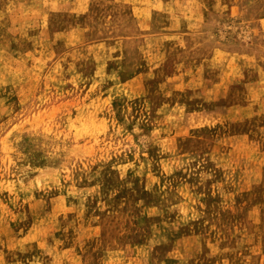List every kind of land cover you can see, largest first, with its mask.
<instances>
[{"label":"rangeland","instance_id":"obj_1","mask_svg":"<svg viewBox=\"0 0 264 264\" xmlns=\"http://www.w3.org/2000/svg\"><path fill=\"white\" fill-rule=\"evenodd\" d=\"M0 264H264V0H0Z\"/></svg>","mask_w":264,"mask_h":264},{"label":"crops","instance_id":"obj_2","mask_svg":"<svg viewBox=\"0 0 264 264\" xmlns=\"http://www.w3.org/2000/svg\"><path fill=\"white\" fill-rule=\"evenodd\" d=\"M216 88H217V85H214V90H216Z\"/></svg>","mask_w":264,"mask_h":264}]
</instances>
